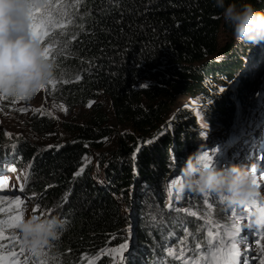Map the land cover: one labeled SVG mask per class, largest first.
<instances>
[{"label": "trees", "instance_id": "trees-1", "mask_svg": "<svg viewBox=\"0 0 264 264\" xmlns=\"http://www.w3.org/2000/svg\"><path fill=\"white\" fill-rule=\"evenodd\" d=\"M225 2H251L255 8L264 9V0ZM41 10L42 13H51L52 23L48 27V35L41 40L57 67V78L53 79L56 81L55 87L49 83L43 89L50 98L63 101L69 109L87 106L97 101L102 94L108 95L113 101L117 120L123 122L126 119L134 126L117 147L118 151L129 150L131 154L135 145L140 143L136 151L138 170L126 161L119 168L114 163L109 166L112 169H107L106 165L103 178L109 181L108 191L95 182L89 170L75 175L79 160L87 151L85 142L101 138L108 132V117L103 109H98L89 122L74 126L78 137L72 143L37 152L35 145L23 141L15 145L13 150H8L5 155L33 169V178L39 180L35 188L40 198L42 201L49 200L46 205H54V210L45 218L55 216L66 221L63 228L58 229L59 239L49 242L51 247L44 246L35 253L31 252L28 257L22 253L17 259L21 262L27 259L28 264H85L89 257H96L95 264H108L106 251L117 244L110 242V234L131 223V220L121 219L119 202L115 196L124 193L126 200L129 186L136 181L133 179L135 171H139L150 186L148 192L141 191L143 201L147 203L154 200L160 207L165 205L159 183L169 171L167 154L173 142L171 137L174 133L177 140L189 123H195V117L192 116L194 110L184 108L179 115L173 116V124H168L170 130H163L157 137L150 133L155 121L160 126V116L175 103L174 95L178 93L185 96L191 87H194V94L201 92L207 95L209 91L211 96L214 94L205 105L206 110L214 108L219 103L215 102L224 96L225 91L216 93L215 86L210 88L209 80H205L209 77L212 80L219 73L223 76L230 68L228 63L232 64L235 60L236 65V59L238 61L249 55L253 45L231 40L222 52H217L215 32L221 23L225 24L221 18L222 10L215 6V0H43ZM226 29L231 33L230 28L226 26ZM260 47L256 55V64L260 62L257 64L259 75L251 71L249 78L244 81V85L250 89L244 90L249 95L244 108L248 115L256 111L260 104L262 89L257 81L259 76L260 80H264V43ZM215 53L216 56L205 65L198 66L199 61ZM240 64H244V61L240 60L233 68L239 70ZM233 68H230L226 77ZM147 79L153 83L143 85L142 81ZM43 89L28 100L2 97L8 102L30 103ZM172 96L174 101L170 102ZM142 98L150 100L152 104L145 108L140 104ZM228 106L231 108V103ZM231 109L234 110L233 107ZM261 113V118H264V107ZM187 118L190 119L188 123ZM261 118L256 125L261 124ZM54 124L55 121L48 116L33 123L32 131L44 134L53 130ZM239 130L241 135L245 128ZM148 132L151 134L149 137L146 136ZM135 135H139L141 140L131 148L128 141L134 139ZM17 140L22 141L23 138L18 137ZM8 141L10 139L1 132L0 143ZM186 143L189 147L195 145V137L190 135ZM181 146L189 150L183 142ZM184 152L178 149L182 158ZM153 165L154 172L151 173ZM193 193L186 205L195 209L197 215H203L207 209L205 203H208L211 205L207 210L214 213L215 219L231 225L228 219L220 215V210L225 207L218 200L212 198V204L211 197L203 199L200 192ZM67 197L68 201L61 205ZM6 198L0 194V207ZM150 211L152 209L147 207V214H138L136 227L138 241L149 252L145 264H182L181 260L168 256L167 251L170 246L178 250L182 240L185 241L183 246L186 249L192 247L194 241L188 233H192L202 245L208 226L204 219L182 216L185 220L182 222L177 217L164 216L163 220L158 221ZM6 217L5 213L0 214V219ZM173 234L174 237L171 236ZM8 236L11 239L4 243L20 252L21 245L13 238L14 234ZM142 251L139 249L135 255L134 249L132 255L127 256L128 262L125 264L139 263L137 261L142 259V256L139 258ZM192 255V252H186L189 258Z\"/></svg>", "mask_w": 264, "mask_h": 264}, {"label": "rangeland", "instance_id": "rangeland-1", "mask_svg": "<svg viewBox=\"0 0 264 264\" xmlns=\"http://www.w3.org/2000/svg\"><path fill=\"white\" fill-rule=\"evenodd\" d=\"M215 38L216 49L218 53L223 51L227 42L235 40L223 23H221L219 28L216 30ZM260 50V44L253 46L252 50L249 51V55L242 57V59H238V61L236 59V65H234V59L232 64L229 62L228 64L230 68L237 66L238 63H240V60H243L244 64H240L239 70H237V68H233L231 74L228 77H226V75L230 72L229 67V69L227 68L228 72L224 73L223 76L222 73H219V75L214 77L212 80H210V77L205 80H209L208 85H211L210 88L215 86L214 90L216 93L225 91L223 92L225 93L224 96L215 102V104L218 102L219 103L214 108L207 110L205 108V105L207 106V103L210 102L214 94L211 96L210 91L207 93V95H202L201 92L194 94V87H191L185 96L179 95L178 93L174 95L175 103L171 104L169 107L167 106L168 108L160 116V126L159 122L155 121V127L150 131L151 134H155L159 128H161L162 131V129L167 124H173L171 119L172 116L175 115V112L178 110V108L184 107L190 102L193 105L189 108L192 111L194 110V114L192 116L195 117V123H192V125L189 123V126L181 131L182 134L179 135L177 140L176 137H174V133L171 137L173 142L167 154L169 158V171L168 173H165V175L163 174L164 177L162 178L161 183H159L165 205L160 207V205H157L154 200H151L147 203L143 201L142 192H148L150 190V186H148V180L145 181L144 176L141 175L139 171H135L133 179L136 181L133 180L134 182L132 186H129L126 200H124V193H119V195L115 196L116 200L119 202V212L121 219L125 221L131 220V225H125L118 232L110 234V242H117V244L112 245L106 251V256L109 259L108 264H125L128 262L127 256L129 257L134 249L135 252L133 253L135 255L138 253L137 251L139 249H143L141 252L142 255L139 257L141 258L142 256V259H139L137 262H140L135 264H145V260L147 256H149V252L138 241L136 227L139 216L138 214H147V207L152 209V212H150L155 215L158 221L163 220L165 217H177L183 222L185 220H183L182 216H184L186 218L196 217L199 219H204V221H206L208 224L210 222H214L223 225L221 220L214 218V213L212 211L207 210L210 208L211 204L205 203L207 208L206 211L203 213V215H197L195 209L186 205V203L191 200L190 196L194 194L193 191L184 190L183 193H180L177 183L175 184V187H173V182H177L176 178L179 176L180 171L186 162L185 158H188L190 154L196 152L198 149L205 151L208 155H210L218 167H224L232 163L247 165L249 167L255 164L257 179L261 185V192L264 193V118H261L263 115L261 110L262 107H264V80H260V76L258 77L259 79L257 81V85L259 87L261 86L262 89V92H260L261 98L259 101L261 105L259 104L258 109L251 115H248L247 112L245 113L244 110L249 98V95L244 91L248 88L244 85V81L246 80L245 78H249L248 76L251 71L259 75V67L257 64L260 62H257L256 64V55L260 52ZM214 56H216V53L214 55L206 56L205 59L197 63L198 66H202V64L205 65L206 62L211 60ZM149 83L153 82L149 79L142 81L143 85H147ZM241 98L242 102H240ZM169 101H174L173 96ZM229 102L231 103V108L233 107L234 110L228 106L230 104ZM140 104L145 108H148L152 103L150 100L142 98L140 100ZM98 109H103V112L108 117L106 129L108 132L101 138H95L94 140H90L91 142H85L87 151L79 160L77 172L81 168L84 169L82 173H84L86 170H89L90 175L94 178L95 182L108 191L109 181L106 179V177L105 179L103 178L105 176L104 173L106 172V165L107 169H112L109 166H112V163H114L115 166L119 168L121 167L122 163L126 161L128 165L135 167L137 165L136 151L140 147L139 142L141 140L139 135H135V140L132 139L131 141H128V146L131 148L133 144L139 143L135 145L133 148V153L131 154L128 152L129 150H122L121 152L118 151L119 147H117V145H119L120 140L124 139L125 135L131 132V129H133L134 126L126 119L123 120V122H119L117 120L113 101L108 95L102 94L97 101H93L87 106L75 107L73 109H69L63 101H56L50 98L45 90H42L30 103L21 104L16 101L8 102L4 101L3 97L0 96V133L2 132L10 139V141L7 143H0V179L4 181L2 187H0V194L7 197L4 200L2 207H8L9 205L7 202L20 200L23 201L22 208L24 212V218L31 215L45 218L47 215L51 214V212L54 210V205H46L48 204L49 200L44 199L42 201V198H40V194H38V191L35 188L39 183V180L37 178H33V169L28 164H19L18 161H15L12 156L9 158V155L5 154H7L8 150H13V145H18L19 143H23V141H27L31 143V145H35L37 152L48 151L52 147L59 148L66 143H72L78 137L74 126L78 125L79 123L87 122L94 116ZM225 110L228 111L225 112ZM180 111L178 112V115ZM48 116H51L55 121L53 130L44 134L33 132L32 124ZM260 118L262 121L261 124L256 125L255 123ZM188 122H190V119L187 120V123ZM184 123L187 124L186 121ZM243 127L245 130H243L241 135H239V128L242 130ZM165 129V132L170 130V126H166ZM151 134L148 132V134L146 133V136L149 137ZM158 134L159 133L155 134L154 137H157ZM190 135H193L196 140L195 145L191 147H189V145L186 143ZM18 137H22L23 140L18 141ZM181 142H183L184 145L189 148V150H185L184 147L181 146ZM259 148L260 152L257 155V152L254 150L256 149L257 151ZM178 149L182 152L185 151L184 158L178 154ZM111 150H113L114 153ZM153 168L154 165L152 168H150L151 173L154 172ZM13 169L15 170L13 171ZM136 170H138V167ZM200 195L203 199H208L211 197L210 201H212V204H214L212 198L218 200L225 207L223 210H220V215L228 219L230 224L234 222L235 216L229 210H236L237 214H239V210L245 208L243 206H228L222 202L220 197L212 192L200 193ZM60 199L61 198L59 197L58 200ZM67 201L68 197L67 200L63 201L61 205H64ZM261 203H264V198H262ZM169 205H171L172 208L187 209V211H172L170 210ZM193 213L195 215H193ZM5 214L7 215V213ZM241 223H246L243 227L241 235L247 238L249 248L252 247V244L255 240L256 251L249 253V257L254 258L257 255H260L259 243L261 241H259V237L257 235L259 229H257L255 226H250V224H247V221L244 217H242ZM10 234H14L13 238L16 242L17 236H19L22 240L18 229H8L6 235ZM171 236L174 237V235ZM124 238H126V240H124ZM125 242L129 244L130 251L125 252L123 254V258H120L117 253L113 251V249H118L119 245ZM21 247L23 248L22 253L28 257L32 252L31 249L25 245H21L20 248ZM169 248L172 249L173 246H170ZM240 248L243 250L244 245H240ZM99 255H101V253ZM187 258H189V256H187ZM244 260L245 257L241 255V264H244ZM96 261V257H89L85 264H89V262H91V264H95ZM252 263L253 260L250 259L249 264ZM255 264H259V261H255Z\"/></svg>", "mask_w": 264, "mask_h": 264}, {"label": "clouds", "instance_id": "clouds-1", "mask_svg": "<svg viewBox=\"0 0 264 264\" xmlns=\"http://www.w3.org/2000/svg\"><path fill=\"white\" fill-rule=\"evenodd\" d=\"M38 4L43 6V0H0V96L28 100L57 78L55 60L45 54L44 42L32 32V11ZM215 6L222 10L221 18L236 41L253 46L264 43V9L255 8L251 2L226 4L225 0H215ZM162 131L159 128L155 134ZM255 168V164L236 163L218 167L198 149L190 154L176 178L177 187L212 192L228 206L250 208V226L264 230V193ZM61 224L55 216L31 215L20 222L18 230L25 246L37 251L58 237Z\"/></svg>", "mask_w": 264, "mask_h": 264}, {"label": "snow or ice", "instance_id": "snow-or-ice-1", "mask_svg": "<svg viewBox=\"0 0 264 264\" xmlns=\"http://www.w3.org/2000/svg\"><path fill=\"white\" fill-rule=\"evenodd\" d=\"M50 7V6H49ZM32 20L31 25L32 32L35 36H38L40 39L48 35V27L52 23L51 13L44 12L42 13L41 6L35 5L32 11ZM75 39V37H73ZM45 54L49 56V50L45 49ZM49 83L55 87L56 81L51 80ZM67 83V81H64ZM44 88V87H43ZM42 88V89H43ZM21 100H24L22 97H18ZM11 135V134H9ZM15 147V145H13ZM206 158L209 163H214L212 157L206 153ZM15 169H13L14 171ZM84 171L81 168L75 175H80ZM256 171V169H255ZM4 181L0 179V187H2ZM177 182H173V187ZM180 193H183V190H179ZM8 207H0V214L7 213L6 219H0V264H28V260L25 259L23 262L17 259V256L22 254L23 248L21 247L20 252L12 250L4 243L6 240H10L11 237L6 235L8 229H18L20 222L24 219V212L22 208L23 201L16 200L7 202ZM170 210L172 211H187V209L172 208L169 205ZM230 212L235 216L234 222L231 225L228 224H212L211 222L207 226L206 237L202 242L196 241V237L192 233H188L189 236H192L194 244L192 247L185 248L183 245L185 241H181V247L177 250L175 248L167 251V255L182 261V264H241L240 257L243 255L245 257L244 264H249V260L259 261V264H264V230H259L257 233L259 237V253L260 255L255 256L254 258L249 257L250 252L256 251L255 240L252 244V247H248L247 238L241 235L243 227L246 223L242 224L241 219L244 217L247 221V224H250V208H244L239 210L237 214L236 210L230 209ZM193 215H195L193 213ZM66 221H62L61 228H63ZM174 235V234H173ZM59 237L52 239L53 242L58 240ZM18 244L25 245L23 239L19 236L16 237ZM240 245H244L243 250H241ZM44 246L51 245L45 244ZM32 253H35L36 250H32ZM115 253L120 258H123V254L127 251H130L128 243H121L118 249H113ZM186 252H192L193 255L191 258H187ZM10 253V255H9ZM203 254V255H202ZM199 257V258H197ZM91 264V262H89ZM166 264V262H165Z\"/></svg>", "mask_w": 264, "mask_h": 264}, {"label": "bare ground", "instance_id": "bare-ground-1", "mask_svg": "<svg viewBox=\"0 0 264 264\" xmlns=\"http://www.w3.org/2000/svg\"><path fill=\"white\" fill-rule=\"evenodd\" d=\"M225 82V81H224ZM226 83V82H225ZM181 102V101H180ZM264 145V144H263ZM263 145H262V148H263ZM255 152H257V155H258V153L260 152V148L259 149H257V151H256V149L254 150ZM242 158H243V156H242ZM256 160V159H255ZM236 207H239V206H236ZM132 255V254H131ZM130 255V256H131Z\"/></svg>", "mask_w": 264, "mask_h": 264}, {"label": "water", "instance_id": "water-1", "mask_svg": "<svg viewBox=\"0 0 264 264\" xmlns=\"http://www.w3.org/2000/svg\"><path fill=\"white\" fill-rule=\"evenodd\" d=\"M253 264V263H252Z\"/></svg>", "mask_w": 264, "mask_h": 264}]
</instances>
